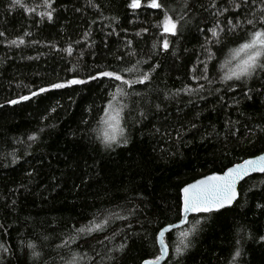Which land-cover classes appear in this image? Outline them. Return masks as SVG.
Here are the masks:
<instances>
[{
  "label": "trees",
  "instance_id": "16d2710c",
  "mask_svg": "<svg viewBox=\"0 0 264 264\" xmlns=\"http://www.w3.org/2000/svg\"><path fill=\"white\" fill-rule=\"evenodd\" d=\"M10 2L0 0V264H63L68 248L57 247L61 239L106 210L128 218L111 220L102 233L83 235L69 247L89 255L94 249L95 264H112L103 260L107 249L126 237L115 264H139L156 252L159 227L177 222L184 184L264 151V132L256 129L264 127V90L249 100L241 87L227 91L218 79L226 71L220 64L228 47L245 31L229 34L222 51L212 45L216 56L208 62V76L214 83L192 79L202 73L197 59H205L201 46L211 36L206 29L215 19L224 25L234 14L243 19L246 6L235 9L229 0H218L229 11L216 17L214 10L205 11L209 0H189L187 23L181 22L176 36L167 34L170 48L162 50L157 42L166 34L156 27L162 12L147 7V0L135 10L130 0H53L51 20L37 14L43 7L27 13L10 9ZM23 2L33 6L40 0ZM165 3L181 11L180 0ZM18 36L25 43H8ZM127 40L131 47L125 46ZM69 44L70 54L65 50ZM133 65L132 73H124L128 79L158 67L149 80L123 85L129 92L122 113L127 144L107 148L102 143L104 106L108 92L115 91L108 78L6 103L73 74L85 78L97 70ZM73 68L75 73L69 71ZM244 84L259 89L264 74ZM141 109L146 114L142 119ZM32 133L37 138L30 141ZM203 215L191 247L163 264H230L236 247L242 251L237 264H264V242L258 239L264 235V174L246 178L232 206ZM101 218L96 216V222ZM185 227L166 235L168 242L175 243ZM117 229L121 231L113 239ZM105 236L108 241L98 243ZM29 242L36 245L38 257L31 256Z\"/></svg>",
  "mask_w": 264,
  "mask_h": 264
},
{
  "label": "snow or ice",
  "instance_id": "6c2138e0",
  "mask_svg": "<svg viewBox=\"0 0 264 264\" xmlns=\"http://www.w3.org/2000/svg\"><path fill=\"white\" fill-rule=\"evenodd\" d=\"M229 3L235 9L246 6L248 8V13L243 19L236 14L226 18V25L222 24L220 19H215L213 26L206 29L207 32L211 33V36L206 37L205 44L201 46L205 59L203 61L197 59V64L203 66L202 73L199 76L194 75L192 79L204 80L208 84L214 83L208 76V62L212 61L216 56V52L212 50V45H220L221 47L218 48L217 51H222L223 47L226 46L227 36L229 34L236 35L237 29H243L245 31V36L240 37L239 42L232 41L231 43H233L234 46L228 47L227 49L225 59L220 64V68L226 69V71H224L222 75H218V79L222 84L227 86V91H233L237 87H241L244 91L245 98L251 100L254 94H259L264 90V84H262L259 89L248 87L244 84V81L252 80L254 76L264 74V0H229ZM52 5L53 0H40L39 4L33 6L27 5L23 0H11L8 7L10 9L19 7L24 9L27 13H36L37 8L43 7L44 11L37 14L51 20L55 12V8ZM144 6L142 0H130L129 2V7L133 10L140 9ZM146 6L162 12V17L157 21L156 27L166 35L157 43L162 50H169L170 42L167 38V34L176 36L179 32V25L181 22L187 23L185 17L191 11L189 0H180L178 5L181 9L180 12L176 11V7L167 5L165 0H147ZM201 7H203V5H201ZM208 9L214 10L216 17H220L224 12L229 11V8H220L218 6V0H209V4L205 11ZM147 31L148 29L146 28L141 29L136 35L139 36ZM0 36H4V33L0 32ZM88 36L89 33L85 32L83 38L86 39ZM8 43L18 45L25 43V40L23 36H18L8 41ZM157 43L153 44V48L157 47ZM131 45L132 41L127 40L125 46L131 47ZM65 50L70 54L72 52V45L69 44ZM129 54L128 52L125 53V55ZM116 58L118 60L122 59L121 57ZM138 63L140 62L137 61V64ZM155 67H158V65H154L149 69V72H142L138 77H133L132 79L126 78L124 73H132L136 68L135 65L122 69L97 70L94 74H87L85 78L73 74L71 78L48 83L43 87H38L35 91H29L27 95H21L17 99L7 100L6 103L17 104L39 93H44L49 89H61L71 85L84 84L86 81H94L98 78H108L115 88V91H109L107 94L109 98L106 100L104 106L102 143L105 147L111 148L113 145L128 143L125 125L122 123V113L124 109L128 107V105L124 103L123 98L128 97L129 92L125 90L123 85H128L130 87L134 83H143L149 80L150 72L154 71ZM69 71L75 73V68L69 69ZM117 81L120 83H115ZM197 88L202 90L203 85L198 84ZM183 90L195 91V89L190 88ZM219 91L220 89L217 88L216 92ZM136 95H139V93H136ZM220 99L223 100L224 97H220ZM236 103L238 104L239 101H236ZM156 107H159V105H156ZM145 115V111L141 109L139 112L140 118H144ZM190 127L195 128L196 125L192 124ZM256 129L264 132V127L260 125H257ZM248 132L252 134L253 129H248ZM179 137L180 132H177V139H179ZM36 138L37 133H32L28 136L30 141ZM256 171L264 173V152L242 158L239 162L233 163L231 166L219 172L213 171L208 175H202L199 179H195L191 183L184 184L180 189V202L178 205V214L176 216L177 223H169L159 227L154 236V246H158L156 252L142 258L139 264H161L162 261H165L166 258H170L171 256L179 258L191 247V237L199 230L201 220L204 218L203 214H211L227 206H231L239 195L238 184L243 181L245 177H248L251 173ZM133 207L136 208L138 206L134 205ZM257 207H261V205L258 204ZM133 214L134 213L129 210V215ZM101 215L103 218L99 219V222H96V216ZM96 216L93 217L88 225H82L79 228L73 226L70 230V234L61 239L57 247L68 248L67 258L61 257L63 264H95L94 255L98 254L95 253L94 249L92 250L93 255H89L88 252L74 251L69 246L83 235L91 236L93 232L102 233L111 220H126L128 218L125 215H118L111 210H106L103 214L98 212ZM197 217L200 218L197 219ZM182 225L186 226L185 229L179 231L177 234V241L170 244L166 239V235L170 236L173 230ZM188 225H190V227H188ZM127 227L131 226L127 225ZM120 231V229H117V232L113 233L112 238L115 239ZM240 231L243 232L244 229L241 228ZM247 235L251 238L250 233ZM45 239H47V237H45ZM108 239L109 237L105 236L104 240L98 243H104L108 241ZM258 239L260 242H264V235L259 236ZM236 243L239 245L241 240H237ZM126 246L127 238L125 237L122 243L107 249V253L103 257V260L111 261L112 264H115L117 259L115 254L122 252ZM27 247L31 250L32 257H38L40 255V253L36 251V245L33 242H29ZM3 250L5 252L8 251L7 248ZM241 255V249L236 247L231 256L230 264H237V258Z\"/></svg>",
  "mask_w": 264,
  "mask_h": 264
},
{
  "label": "water",
  "instance_id": "95a60500",
  "mask_svg": "<svg viewBox=\"0 0 264 264\" xmlns=\"http://www.w3.org/2000/svg\"><path fill=\"white\" fill-rule=\"evenodd\" d=\"M263 152H264V151H263ZM257 155H258V154H257ZM210 173H211V172H210ZM210 173H207V174H205V175H208V174H210ZM254 174H264V173H261V172H259V171H256V172L251 173L248 177H250V176H252V175H254ZM248 177H245L244 180H245L246 178H248ZM199 178H200V177H198L197 179H199ZM244 180H243V181H244ZM243 181H241V182L238 184V192H239V186H240V184H241ZM191 182H192V181H191ZM191 182H189V183H191ZM237 198H238V197H237ZM234 203H235V201L233 202V204H234ZM233 204H232V205H233ZM232 205H231V206H232ZM227 207H229V206H227ZM175 223H177V222H174L173 224H175ZM181 227H183V225L180 226L179 228H181ZM166 260H167V258H166ZM166 260H165V261H166ZM165 261H162L161 264H163Z\"/></svg>",
  "mask_w": 264,
  "mask_h": 264
}]
</instances>
